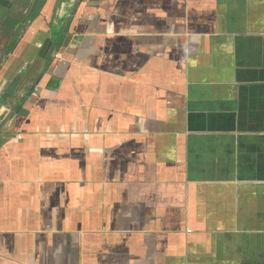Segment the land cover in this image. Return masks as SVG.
<instances>
[{
    "label": "crops",
    "instance_id": "0c3cea01",
    "mask_svg": "<svg viewBox=\"0 0 264 264\" xmlns=\"http://www.w3.org/2000/svg\"><path fill=\"white\" fill-rule=\"evenodd\" d=\"M22 4L0 264H264V0Z\"/></svg>",
    "mask_w": 264,
    "mask_h": 264
},
{
    "label": "flooded vegetation",
    "instance_id": "af4514ba",
    "mask_svg": "<svg viewBox=\"0 0 264 264\" xmlns=\"http://www.w3.org/2000/svg\"><path fill=\"white\" fill-rule=\"evenodd\" d=\"M11 3V7H14L15 4H22V0H9ZM8 8V10H10ZM17 18H13L9 16V12H2L0 13V35H5L6 38L8 37L6 41V45L15 43L16 36L18 37L20 35L21 31V24L19 20H16ZM12 23V25H11ZM9 25L10 28L8 27Z\"/></svg>",
    "mask_w": 264,
    "mask_h": 264
},
{
    "label": "rangeland",
    "instance_id": "374dc122",
    "mask_svg": "<svg viewBox=\"0 0 264 264\" xmlns=\"http://www.w3.org/2000/svg\"><path fill=\"white\" fill-rule=\"evenodd\" d=\"M1 2H2L3 4H7V3H8V0H2ZM0 6H1V4H0ZM10 11H11V10H10ZM12 16H14V14H12L11 17H12ZM13 18H14V17H13ZM15 18H17V17H15ZM16 20H19V17H18ZM11 25H12V23H11ZM11 25H9L8 27L10 28ZM7 39H8V37L6 38L5 35H2V36L0 35V45L3 44V46H5V43H6ZM10 55H11V54H10ZM7 56L9 57V55H7ZM8 57H7V58H8ZM5 58H6V57H2L1 60L5 59ZM7 58H6V59H7ZM1 64H2V63H1Z\"/></svg>",
    "mask_w": 264,
    "mask_h": 264
},
{
    "label": "trees",
    "instance_id": "16d2710c",
    "mask_svg": "<svg viewBox=\"0 0 264 264\" xmlns=\"http://www.w3.org/2000/svg\"><path fill=\"white\" fill-rule=\"evenodd\" d=\"M16 44H17V42H15L13 44L5 45V47H4V53L2 54V56L5 57V56L11 54L13 52Z\"/></svg>",
    "mask_w": 264,
    "mask_h": 264
},
{
    "label": "water",
    "instance_id": "95a60500",
    "mask_svg": "<svg viewBox=\"0 0 264 264\" xmlns=\"http://www.w3.org/2000/svg\"><path fill=\"white\" fill-rule=\"evenodd\" d=\"M18 7H19V5H18V6H15V9H16V10L13 9V10H15V12H14L13 10H11V14H10V15H12V14L14 13V16H12V17H19L17 13L20 12V9H19ZM17 8H18V9H17ZM15 14H16L17 16H16ZM55 47L57 48L58 45H55ZM54 55H55V54H54ZM54 55H53V56H54ZM53 56H52V57H53ZM44 70H46V68H45Z\"/></svg>",
    "mask_w": 264,
    "mask_h": 264
},
{
    "label": "built area",
    "instance_id": "2783aa9c",
    "mask_svg": "<svg viewBox=\"0 0 264 264\" xmlns=\"http://www.w3.org/2000/svg\"><path fill=\"white\" fill-rule=\"evenodd\" d=\"M57 56H58V54H57Z\"/></svg>",
    "mask_w": 264,
    "mask_h": 264
}]
</instances>
